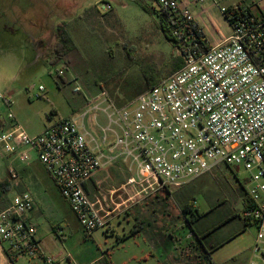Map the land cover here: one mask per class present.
Returning <instances> with one entry per match:
<instances>
[{
  "label": "built area",
  "instance_id": "1",
  "mask_svg": "<svg viewBox=\"0 0 264 264\" xmlns=\"http://www.w3.org/2000/svg\"><path fill=\"white\" fill-rule=\"evenodd\" d=\"M155 1V0H154ZM204 0H197L203 2ZM213 0L231 34L205 51L187 46L182 36L202 31L186 0H157V8L176 14L171 23L180 41L183 66L124 106L105 91L86 99L80 111L60 118L38 135L15 123L0 129V147L28 163L31 153L52 175L62 197L88 234L104 229L115 208L128 209L163 189L180 188L227 165L255 169L246 191L250 206L242 218L257 228L254 252L264 262V0ZM108 8H110V5ZM186 40V39H185ZM190 43V42H189ZM60 76L63 71L60 70ZM43 86L36 98L43 97ZM76 89V92H79ZM8 107L11 97L0 91ZM105 118V124L100 118ZM121 164L128 171L119 188L98 186L93 201L85 184L99 171ZM9 174L19 180L15 169ZM119 200V205L114 199ZM28 192L11 195L0 211V245L20 256H40L37 228L28 219L34 209ZM64 238L63 230H58ZM91 264H98L91 263ZM206 264H217L208 259ZM250 264H260L253 260Z\"/></svg>",
  "mask_w": 264,
  "mask_h": 264
},
{
  "label": "rangeland",
  "instance_id": "2",
  "mask_svg": "<svg viewBox=\"0 0 264 264\" xmlns=\"http://www.w3.org/2000/svg\"><path fill=\"white\" fill-rule=\"evenodd\" d=\"M235 1L227 0L219 5L224 7ZM78 3L76 0H0V91L12 101L10 107L0 101V115L6 123H11L9 114L12 113L15 123L26 131L40 130L51 118L56 121L75 115L86 99L102 91L107 92L118 106H124L146 90V75L164 77L180 60L181 52L165 39L157 16L143 9L144 6L156 7L154 0H84L74 11V19L68 18L73 21L64 20V16H71ZM84 5H98L104 16L86 20ZM21 6L27 13L20 22L21 28L19 31L16 28L15 31L7 30L9 18L15 16ZM201 11L205 17L218 19L224 33H229V24L213 0H196V14ZM63 21L67 22L74 47L61 63L53 64L49 59L58 42L57 27ZM16 24H19L18 19ZM23 29L29 33L22 32ZM212 35L220 38L216 26H211V35L207 33L206 36L211 40ZM47 51L49 57L45 58ZM60 70L64 72L62 79L58 77ZM40 86L45 91L38 99ZM76 89L80 91L76 92ZM100 123L104 125L105 118L101 117ZM21 165L16 154H7L0 147V179L9 178L14 182L9 171ZM117 172L114 175L108 170L102 186L109 188L123 181L119 177L120 171ZM123 172L129 176L124 169ZM254 173L257 170H247L244 165L233 171H226L223 165L196 179V208L208 212L200 226H217L233 216L229 223L215 231L212 240L223 242L241 227L243 229L242 221L235 215L242 216L241 194L251 187L248 179ZM194 181L182 188L190 189ZM39 193L45 199V205L41 211L43 217L37 222L38 237L44 255L53 259L54 264H90L103 260L102 257L112 264H166L146 223L138 235L130 234L135 221L133 215L126 214L127 209L121 207L122 214L116 215L106 228L88 234L56 190L54 194L50 191L45 194L44 190ZM10 197L9 194L8 200ZM160 197L165 201L156 208L160 210L166 206L170 219L182 223L178 197L169 196L167 191L160 193ZM215 206V210L210 211ZM157 218L162 219L161 216ZM59 228L63 229L64 238L60 237ZM256 234L255 225L247 227L246 232L217 252L215 262L249 264L255 260L264 264L262 259L254 256ZM2 245L8 248L7 243ZM0 264H9L7 257L0 256ZM10 264L48 263L35 255L20 256Z\"/></svg>",
  "mask_w": 264,
  "mask_h": 264
},
{
  "label": "crops",
  "instance_id": "3",
  "mask_svg": "<svg viewBox=\"0 0 264 264\" xmlns=\"http://www.w3.org/2000/svg\"><path fill=\"white\" fill-rule=\"evenodd\" d=\"M76 1H79L78 5L72 9L71 16H68V17L64 16V20H67L68 22L73 21V20H69L68 18L69 17L73 18L74 11L81 6V3L84 0H76ZM186 1L189 2V9H190L192 15L194 16L195 22L197 23L199 28L202 30V32L204 33L206 39L209 41L210 44L217 43L222 37H228L230 35L231 29H229L228 34H225L223 29H222L223 28L222 24L218 19L215 20L213 17H209V18L205 17L203 14L204 11L203 12L201 11L198 14H196V0H186ZM106 4H108V1L106 2ZM84 6H86V7H83V10L85 11V14H86V16L84 18H86V20L90 21L92 17H99L100 18V17L104 16L101 13L98 5H94V6L93 5H84ZM25 11L26 10H25L24 6H21V9L17 10L16 15L9 18V22H8V25L6 26V29L7 30L13 29L15 31V28H16V31H19V29L21 28L20 22H21V20L24 21L25 14H27V13H25ZM11 18H12V20H11ZM17 19L19 20L18 25L16 24ZM82 20H84V19L82 18ZM211 26H214V27L216 26V28L219 30L220 38L217 39V38H215L214 35H212L213 40L212 39L209 40L207 38V36H206L207 33L211 35ZM22 32L29 33V32H25L24 29ZM46 49H48V47ZM46 55H47V57H45V58H48L49 57L48 51H47ZM52 112L56 113L55 110H53ZM56 121L53 118H51L50 123L48 125H44V127L41 128L40 130H32L31 129L30 131H27V132L31 135H38V134L42 133L46 128H48L50 125L55 123ZM15 122H16V118H15ZM11 123L9 124V123L5 122V124H6L5 126L10 127ZM21 164H22L21 166H17L16 168H13L18 173L19 180L17 182H12L11 191H15V193L16 192H18V193L28 192L33 196L35 206H34V209L28 214V219L37 228V238L39 241L40 248L43 252V247H42L41 241L38 237L39 225L37 222L41 217H43V214L41 213V211H42V206L45 205V199H42V196L39 193V191L44 190L45 194L47 193V191L52 192V194L55 193V190L59 194H60V192L57 188V185H56L55 180L53 179L52 175L50 174L48 169L40 162V160H38L37 156L34 153H31V159L28 163H25V164L21 163ZM39 165L43 167V170H42V168L40 169ZM123 169L126 172H128L125 169V167L121 164H117L116 166L108 169L109 171L113 172L114 175L116 173H118L117 171H120L121 176H119V174H118V176L120 178H122V180H123V181L119 182L118 184H115L116 186L114 185L113 188H119L120 186H122L126 182L128 175L123 172ZM108 170L99 171L91 180H89L85 184L86 191L93 201H97L99 199L98 198L99 197L98 186L100 184L103 185V182L106 179L103 176L105 173H108ZM109 174H110V172H109ZM225 177H226V175H225ZM102 178H103V180H102ZM11 191L9 193L10 195L15 194V193H11ZM163 191H167L169 196H177L178 197L180 206H178L179 209L177 206L176 207H177L178 211L181 212V214L183 213V208L186 206L189 209H193L194 211H196V209L198 210L200 215L197 218H196V216L191 218V219H193L192 221H193V230H194L193 232L194 233L191 232V229L187 225L186 219L184 218V216L182 218L183 222L180 223L178 221H174V220L170 219L171 215H170L168 208L166 206H164V208H160V210L158 208H156V205L163 204L165 201L164 198L160 197V193H162ZM241 195L243 198L242 203H241V210L243 211L245 208V204H246L247 199H246L245 193L242 192ZM61 197H62V195H61ZM64 201L66 203H68L67 200L64 199ZM118 202H119V200L117 198H115L114 203L119 205ZM68 205H69V203H68ZM69 207H70V205H69ZM111 208L114 209V214L112 217H110L109 223L117 217L116 215L119 216V214L120 215L122 214L121 210L119 208L118 209L115 208L114 204H111ZM215 208H216V206L213 207L210 211L215 210ZM170 212H172V211H170ZM126 214L134 216L135 223H134L133 229L130 232V234L134 237L144 230L143 224L146 223V225L149 229V233L151 235V239L154 237L156 238L154 241L155 246L158 248L159 251H161L162 260L166 264H206L208 259H212L215 261L216 260L215 255L217 254V252L222 247H224L225 245L234 241V239H236L237 237H239L240 235H242L244 232L247 231V227L251 226V225L245 226V222H244L243 218H241L242 216H240V214L235 215V216L239 217V219L242 221V223L244 225L243 229L241 227V229L239 231H237V233L235 235L226 239L223 242L218 243V242L212 240L211 237L215 233V231L217 229H219L220 227L224 226L225 224L229 223V221L231 220V218H233V216L232 217L230 216L227 219H225L221 223L220 227L217 228L216 230H214V228H216V226L207 227V228L200 226V221L205 216L208 215V212L205 213V212L200 211L198 208H196V179L193 182L192 187L190 189H188L186 187H183V188L180 187V188H176V189H163V190L151 195L150 197H148L142 201L137 202L133 206H130L127 209ZM158 216H161V218H162L160 221L157 218ZM60 229L63 230L62 228H59L58 230H60ZM196 233L200 236V238L196 237ZM254 244H255V239H254ZM254 244H253V251H254ZM251 252H252V247H251ZM4 254H5L4 247L0 245V256L6 258L7 256H6V254L5 255ZM257 255L255 253L254 256L256 258H259V255L258 256ZM7 259H8V257H7ZM102 259L103 260H101L99 262L105 261L106 264H112L110 261L107 260L106 257H104V258L102 257ZM99 262H97V263H99ZM9 264H10V260H9Z\"/></svg>",
  "mask_w": 264,
  "mask_h": 264
},
{
  "label": "trees",
  "instance_id": "4",
  "mask_svg": "<svg viewBox=\"0 0 264 264\" xmlns=\"http://www.w3.org/2000/svg\"><path fill=\"white\" fill-rule=\"evenodd\" d=\"M155 1H157V0H155ZM143 9L147 13H149L150 15H156L157 16L158 23L160 25V28L162 30V33H163L165 39L167 41H169L170 43H172L175 47H177L178 44H180V41L173 35V28L171 26V23L176 18V14L170 13L166 10H160L157 7L148 8L147 6H144ZM66 26H67V22L63 21V23H61L60 26L57 27L58 42L52 51L51 58L49 59L50 62L53 64L61 63L63 58L65 56H67L73 50L74 44L72 42L70 34L67 31ZM182 39L184 41H187V39L189 40L190 43L187 42V44H186L187 46H189V47L195 46V47H197V49H199L201 51H205L210 47L209 44L207 43V39H206L204 33L202 31H200L199 29H196V28L191 30V31H187L182 36ZM182 66H183V60L180 58V60L176 63V65L171 67V69L166 72L165 76L171 75L172 73H174L175 71L180 69ZM58 77L62 79V76H60L59 73H58ZM161 78L162 77H155L153 75H146V90H148L150 87L157 84ZM5 125L6 124L0 115V129L6 127ZM224 168L226 169V171H228V170L233 171V168L230 166L224 165ZM11 189H12V180L11 179H9V178L5 179V180L0 179V204L3 207V210L9 204L8 195H9ZM244 193H245V196L247 199L246 204H245V208H244V210H245L250 206V200L247 196L246 191ZM182 214H183L184 218L186 219V223L189 226V228L191 229V232L194 233L193 232L194 231L193 230V221H192L193 219H191V218H193L195 216L197 218L200 215V213L198 212L197 209H196V211H194L193 209H189L186 206L183 208ZM244 222H245V226L252 225L249 222H246L245 220H244ZM220 225L221 224L216 226V228H214V230L219 228ZM196 237L200 238V236L197 233H196ZM5 254L8 257V259L10 260V262H12V263H14L16 261V259L19 257L18 254L14 253L10 250H7V249H5ZM98 264H106V262L103 261V262H99Z\"/></svg>",
  "mask_w": 264,
  "mask_h": 264
},
{
  "label": "flooded vegetation",
  "instance_id": "5",
  "mask_svg": "<svg viewBox=\"0 0 264 264\" xmlns=\"http://www.w3.org/2000/svg\"><path fill=\"white\" fill-rule=\"evenodd\" d=\"M190 218V217H189Z\"/></svg>",
  "mask_w": 264,
  "mask_h": 264
}]
</instances>
